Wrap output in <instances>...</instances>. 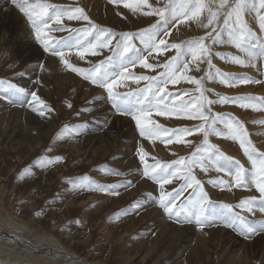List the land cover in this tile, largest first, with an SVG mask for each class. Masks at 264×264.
<instances>
[{"label":"rangeland","instance_id":"1","mask_svg":"<svg viewBox=\"0 0 264 264\" xmlns=\"http://www.w3.org/2000/svg\"><path fill=\"white\" fill-rule=\"evenodd\" d=\"M9 1L0 0V80L27 89L29 95L23 98V106L20 103H9L0 87V211L7 212L31 229L54 238L88 263L264 264V233L257 231L251 236H245L221 223L201 229L195 224L177 223L163 211L158 204L161 189L143 176L142 165L136 155L137 147H144L149 154V163L154 162L152 157L164 162L175 160L179 156H188L192 148L175 143L165 145L159 140L149 141L140 137L134 121L115 112L105 99L106 93L103 89L68 71L58 57H52L43 51L27 18ZM48 2L70 8H83L92 22L117 33L135 32L155 22L154 17L133 15L122 4H113L109 0ZM149 2L156 5V0ZM15 16L24 20L31 33L32 42L29 45L26 44L29 40L18 34L21 31L20 24ZM244 19L259 35L255 13L246 14ZM85 24L84 21L66 19L63 22L65 29L80 28ZM209 30L187 22L172 28L166 37L163 33L161 36L168 43H180L203 36ZM48 35L59 39L67 37L69 33L67 30L50 31ZM223 39V44H211L210 51L215 68L237 77H252L262 83L236 84L235 87H229L217 79L205 78L204 86L211 90L206 95L210 99H217L216 93L226 96L264 97V61L258 60L255 68L232 63L230 56H239L245 60L247 56L227 43V33H223ZM205 42L209 43L207 40ZM136 43L139 46V41ZM216 53H221L223 58L215 55ZM110 54L103 50L100 55H89L81 61L73 52L70 60L78 67L87 68ZM174 54L173 49L159 56L153 53L149 63L163 64ZM41 62L44 69L40 67ZM190 69L192 70L189 75L199 78L208 71V66L206 62L202 63L197 71L190 64ZM160 70L146 69L139 64L130 68L136 75H155ZM64 74H68V78ZM144 83L141 81L137 85L129 81L128 87L120 91L142 87ZM194 87L181 81L179 85H170L169 90L191 91ZM97 88L100 90L97 91ZM32 91L53 109L51 113L40 116L29 108L28 101L31 100ZM100 98L103 100L102 105L99 104ZM25 108L27 111L23 112ZM212 110L228 113L243 121L253 145L258 151L264 152V124L253 123L264 120V111L243 109L231 103L213 105ZM116 115L122 116L125 121L116 125L113 118ZM153 119L168 128L198 123L155 114ZM76 124H83L86 131L77 134V130L71 127ZM64 126H67V130ZM89 127L96 128L99 131L97 135L88 136ZM217 127L223 129L222 125ZM188 139H192L195 144L202 137L197 134ZM209 140L226 156L239 160L246 168L251 167L237 142L216 135L210 136ZM56 156L62 159L46 167H39L41 157ZM26 168L31 170V175L25 174ZM108 168L116 169L124 175L108 172ZM137 169L141 171L137 172ZM194 171L214 204L235 205L242 198L258 196L254 187H234L229 191L227 188L213 186L208 181L217 176L230 180L226 173H217L214 168H210L207 173L199 168ZM83 176L103 185L126 180L132 183L128 187L117 189L118 194H112L94 188L74 190L66 182L69 178L79 180ZM178 186L179 182H174L165 188L171 191ZM187 195L188 192H185V196ZM137 201L144 206L133 211L131 206ZM235 211L241 210L236 208ZM242 214L248 219H264V213L259 211L255 215L246 212Z\"/></svg>","mask_w":264,"mask_h":264},{"label":"snow or ice","instance_id":"2","mask_svg":"<svg viewBox=\"0 0 264 264\" xmlns=\"http://www.w3.org/2000/svg\"><path fill=\"white\" fill-rule=\"evenodd\" d=\"M110 3L128 9L133 15L140 14L154 17L155 22L135 32H115L92 22L83 8H70L49 3L48 0H11L12 5L22 13L35 32V38L43 51L52 57H58L60 63L70 72L76 73L84 80L96 85L106 93L105 99L116 113L130 117L138 129L139 136L149 141L159 140L165 145L180 144L192 148L188 156H179L172 161H160L152 157L142 145L137 147L136 155L142 165L143 176L156 183L161 189L158 204L170 218L177 223L195 224L199 228L221 223L228 228L239 231L242 235L251 236L257 231L264 233V219H248L243 212L255 215L256 211L264 213V152L258 151L249 139L244 122L228 113L213 112L216 104H236L243 109L264 111V97L226 96L216 93L217 99H210L206 93L211 90L204 86L205 78L217 79L221 84L235 87L236 84L262 83L252 77H237L232 73L221 72L212 63L211 44H223V33H227L230 43L247 56V60L239 56H230L232 63L257 67V61H264V0H156V5L149 0H109ZM255 13L259 26L258 35L246 23L244 17ZM84 21L85 26L68 28L63 26L64 20ZM193 22L198 27L210 29L203 36L193 37L180 43H168L161 36L169 35L177 25ZM69 35L59 39L50 37V31H65ZM209 41L206 43L205 41ZM136 41H139V46ZM169 49L175 50L163 64L149 63L152 54L163 55ZM103 50L111 54L89 67H78L71 62L75 53L79 60L86 56L100 55ZM144 53H147L145 55ZM215 55L221 56V53ZM207 63L208 71L197 78L189 75L190 64L200 70V64ZM137 64L146 69H161L155 75H136L130 68ZM41 69L44 64L41 62ZM214 70V75H213ZM259 71V69H257ZM131 81L137 85L145 82L142 87L128 91H120L128 87ZM181 81L195 87L170 91L169 86L181 84ZM5 97L9 103L24 104V97L29 95L27 89L6 80H0ZM28 106L40 116L51 113L49 107L35 91L30 92ZM71 107V105H68ZM87 110V109H85ZM155 116L184 118L198 121L192 126L164 127L153 119ZM86 123V122H85ZM264 124V120L253 121ZM222 125L223 129L217 127ZM77 134L86 129L83 124L72 125ZM67 130V126H64ZM199 134L202 139L193 143L189 137ZM59 135V132H58ZM212 135L235 141L239 144L251 167L246 168L239 160L226 156L217 145L210 142ZM62 157H41L39 167L43 168ZM199 168L207 173L214 168L217 173L224 172L229 177L217 176L208 182L213 186L227 188L254 187L258 196L242 198L237 204H214L208 192L194 171ZM115 175H124L112 168L106 169ZM140 172L141 169H137ZM31 175L29 168L24 169ZM74 190L94 188L112 194L117 189L128 187L132 181H119L111 185L97 184L87 176L79 180L69 178L66 181ZM179 182V186L171 191L166 185ZM191 190V191H188ZM185 192L188 195L185 196ZM151 195V194H149ZM184 197V199H181ZM179 201V203H177ZM144 205L139 201L132 207L133 211ZM239 208L241 211H235ZM127 210H125V213ZM63 230V229H61ZM18 240L19 237L17 236Z\"/></svg>","mask_w":264,"mask_h":264},{"label":"bare ground","instance_id":"3","mask_svg":"<svg viewBox=\"0 0 264 264\" xmlns=\"http://www.w3.org/2000/svg\"><path fill=\"white\" fill-rule=\"evenodd\" d=\"M9 2H11V0ZM15 19L20 24L19 27L21 31L18 33L19 36H21L23 39H28L29 42L26 44L29 45L32 42V38L30 31L27 30L26 23L23 22L24 20H20L19 17L17 16H15ZM49 59L52 61L51 58ZM47 75H50V73H47ZM64 76L68 78V74H64ZM65 77L64 79L66 80ZM96 90L99 91L100 89L97 88ZM102 103L103 100L100 98L99 104L102 105ZM26 111H27L26 108L23 109V112ZM4 113L5 110L3 114ZM113 118L115 120L116 125H119V123L123 122L124 120V118L119 115L118 116L116 115ZM95 129L96 128L92 129L89 127L88 130L90 131L89 133L87 132V135L88 136L97 135L99 131H96ZM97 129L100 130L98 126ZM17 236L19 237L18 240L16 239ZM0 264H95V263L86 262L85 259L80 258L77 255L70 252L69 250H67L63 245H61L59 242L54 240V238L49 237L43 233H40L35 229H31L30 227L26 226L24 222L16 219L11 214H8L7 212L4 211H0Z\"/></svg>","mask_w":264,"mask_h":264}]
</instances>
